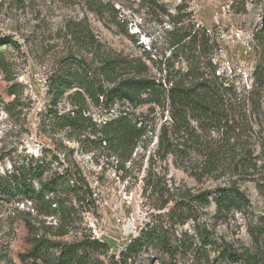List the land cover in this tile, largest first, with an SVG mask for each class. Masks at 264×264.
Wrapping results in <instances>:
<instances>
[{"label":"rangeland","instance_id":"rangeland-1","mask_svg":"<svg viewBox=\"0 0 264 264\" xmlns=\"http://www.w3.org/2000/svg\"><path fill=\"white\" fill-rule=\"evenodd\" d=\"M102 2L113 7L115 21L107 15L101 20L85 0H0V174L40 156L50 162L45 176L80 171L89 189L85 197H71L67 233L60 239L95 237L108 242L112 253L147 222L163 219L180 196L236 186L249 199L245 210L218 213L211 203L198 209L196 222L176 225L175 234L186 232L199 245V223L216 242L255 254L257 264H264V235L256 230L264 217V0ZM83 32L109 54L140 59L147 77L200 63L207 77L226 88L221 118L191 120L196 141L189 139L177 157H163L156 146L161 126L170 129L167 112L139 106L136 112L148 113L150 125L127 161L92 134L88 119L72 128L50 125L48 110L66 113L73 101L68 91L53 104L49 78L74 66V58L99 64L81 40ZM119 107L105 114L87 99L82 108L100 122L116 116ZM32 207L23 195L0 203V264H20L18 253L30 247L27 221L39 233L54 232L58 213ZM217 248L205 247L210 263L244 264L215 260ZM155 258L151 249L143 250L128 264H169ZM175 262L203 264L205 257L187 252Z\"/></svg>","mask_w":264,"mask_h":264},{"label":"trees","instance_id":"trees-1","mask_svg":"<svg viewBox=\"0 0 264 264\" xmlns=\"http://www.w3.org/2000/svg\"><path fill=\"white\" fill-rule=\"evenodd\" d=\"M85 4L101 20L104 15L115 19L113 7L108 3L85 0ZM124 33L127 32L124 30ZM81 40L91 47L92 59L98 58L99 64L92 66L85 57L74 58V66L49 78L53 104L68 91L73 101V108L66 113L48 110L46 117L50 125L72 128L88 119L92 134L98 135L99 141L104 142L118 159L127 161L150 125L148 113L136 112L139 106L146 105L150 111L157 107L167 112L170 129L167 124L161 126L156 146V152L163 157L168 154L177 157L189 147V139L196 141L197 127L191 125V120L221 118L217 114L221 113V99L226 88L207 77L200 63L188 64L185 70L165 68V74L155 79L144 75L147 65L140 59L107 53L95 43L90 33L83 32ZM121 70H125V74H118ZM87 99L105 110V114L115 105L120 107L116 116L95 122L90 116L83 115L82 107L86 106ZM49 167L50 162L40 156L22 159L13 164L11 170L0 174V203L12 202L23 195L29 198L32 208L38 213L59 215V223L54 226L52 234L39 233L29 221L26 222L30 247L18 253L20 264H128L141 251L149 249L154 252L155 259L167 260L169 264H176L175 258L187 252L199 253L205 257L203 264H212L205 251L206 246H218L215 260L221 262L258 263L257 255H242L230 245L216 242L211 232L199 223L194 226L199 245L186 232L180 236L175 234L176 225H183L190 219L196 222L198 209L211 203L218 213L230 209L245 210L249 199L236 186L216 187L180 196L162 214L163 219L147 222L118 253H112L108 242L95 237L64 241L60 237L67 233L69 209L73 205L71 197H85L89 187L80 171L68 174L57 171L45 176ZM258 223L256 230L259 235H264V217H260Z\"/></svg>","mask_w":264,"mask_h":264}]
</instances>
